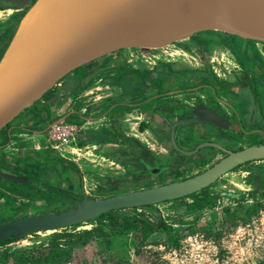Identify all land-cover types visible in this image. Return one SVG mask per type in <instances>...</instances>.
Instances as JSON below:
<instances>
[{
	"label": "water",
	"instance_id": "95a60500",
	"mask_svg": "<svg viewBox=\"0 0 264 264\" xmlns=\"http://www.w3.org/2000/svg\"><path fill=\"white\" fill-rule=\"evenodd\" d=\"M5 7L26 10L0 56V133L35 105L64 78L125 50H162L209 33L264 45V0H0ZM192 118L172 125H209L226 129L221 112L204 108ZM66 116L49 127L65 122ZM224 154L203 172L183 180L130 190L105 198L67 200L73 206L60 212L23 215L0 224V242L41 232L86 224L113 211L175 201L209 188L233 169L264 160V144L231 151L206 142ZM174 148L182 153L175 145ZM159 176L173 167H150ZM0 177L16 184L28 180L11 174Z\"/></svg>",
	"mask_w": 264,
	"mask_h": 264
},
{
	"label": "rangeland",
	"instance_id": "374dc122",
	"mask_svg": "<svg viewBox=\"0 0 264 264\" xmlns=\"http://www.w3.org/2000/svg\"><path fill=\"white\" fill-rule=\"evenodd\" d=\"M12 11L17 14V19L24 12L22 10ZM10 29L4 32L6 36L0 44V56L11 36L10 34H12ZM220 40L228 42V40L232 39L214 33H209V36L197 34L188 40L162 50H143L149 55L148 58H136L131 65L134 66L136 72L144 74H149L158 68L165 70L168 63L153 58L154 54L165 51L192 53L199 59V64L201 65L203 61L205 62V50L208 45L215 44L227 49L220 44ZM235 42L246 43L234 39ZM227 55L230 57L229 69H224L222 73L226 75L227 79L232 78L234 85L237 87V85L243 83L241 67L238 62H234L229 53ZM243 59L240 57L245 66L249 67L250 64ZM169 64L172 65V68L189 70L182 61H170ZM210 68L211 64H206L203 71ZM248 81H252L250 76ZM250 84L256 86L258 90L257 100L262 104L264 111V88L259 86L256 81H252ZM231 91L233 92L234 90ZM184 94H186L184 102L187 101L188 103L181 101V106H188V104L193 106V102L200 100L201 95H203L202 97L208 96L206 92L198 88H194ZM223 94L222 98L226 103H229V106L234 111H239L238 104L229 98L231 97L230 94L227 95L225 92ZM193 99L194 101H192ZM224 111L229 113V117L234 123L229 131V136H232V142H217L215 136H212L215 130L209 126H201L203 127L201 129L203 130L202 132L200 129L194 132L195 127H192L181 131L179 136L181 149L186 151L195 149L199 145H196L198 137H211L210 139H213V142L229 150L241 149L264 142V138L256 133L243 134L241 132L242 127L236 122L237 119L232 114L233 111L231 112V110L226 108H224ZM187 117H189V114L181 116V118ZM73 124L77 125L74 121L67 120V122L59 124L57 127L72 126ZM243 127L247 130L245 126ZM53 128L48 127L45 132L48 139L50 130ZM75 140L77 143L79 142L76 136ZM166 146L168 153L160 154L156 157L147 152V150H142L145 157L144 162L154 166L173 167L174 171L160 175L153 180H146L147 178L140 174L138 165V171L133 173L132 170L134 169L127 168L130 164L124 163L121 166L124 171L118 172L119 174L115 171L111 174H106L103 179H97L96 182L101 185L100 191L103 190V192L98 195L92 194L90 197H93V199L95 197L105 198L118 194L115 185H117V180L124 176L127 179L132 178L136 181L134 184L127 186L128 190L183 180L203 172L223 157L220 152L215 150H205L204 152L200 151V154L197 152L193 153L196 154L195 156L199 154L203 159L195 156L192 159H179L178 152L170 146V143ZM19 160L30 163L36 161L28 156ZM67 163L61 164L63 167H68L69 162ZM69 169L71 168L69 167ZM256 170L259 171L256 172ZM2 173L22 177L29 180L31 182L30 185H42L37 188H22L11 183H1L0 224L13 220L21 214L64 211L73 206V202L67 200V197L78 199L74 198L60 184L59 186L56 183L48 185L36 178V176L32 177L31 173L27 171L12 173L2 171ZM135 174L137 176H134ZM60 175L62 174L60 173ZM259 175L264 176V161L252 162L225 174L208 188V195H211L210 199L205 206L199 209L191 211L186 209L185 206L193 202L192 198L161 203L152 208L134 209L133 213L149 220H152V214H158L163 222L172 229V232L170 234L154 233L143 239L140 236V231L135 226L127 228L125 225L119 224L115 229L105 227L103 231L106 234L105 236L91 238L86 244L73 247L71 249V257L64 264H264V187H256V185H264V181L262 180L263 184L259 180L255 181L256 185L255 183L252 184L253 180ZM57 178L60 177L57 176ZM75 196L77 197V195ZM201 197L203 198V195ZM96 227H98L97 223L91 221L76 228H66L65 230L66 232L80 233ZM59 232L62 231H48L28 235L0 247V264H16L11 253L16 256L21 254L24 257L31 258V261L25 264H47L41 257H45L48 252L47 245L50 237ZM59 242L63 243L65 240H59Z\"/></svg>",
	"mask_w": 264,
	"mask_h": 264
},
{
	"label": "crops",
	"instance_id": "0c3cea01",
	"mask_svg": "<svg viewBox=\"0 0 264 264\" xmlns=\"http://www.w3.org/2000/svg\"><path fill=\"white\" fill-rule=\"evenodd\" d=\"M15 15L12 10H0V31L16 24ZM205 51V62L201 65L192 53L158 52L153 58L167 62L166 69L158 68L149 74L136 72L131 65L136 58H148L143 50H125L118 56L107 57L103 63L95 62L73 72L0 133V171H27L48 185L60 184L74 198L75 195L80 197L82 192L87 197L100 194L103 190L100 191L101 185L96 180L115 171H124L121 167L124 163L130 164L127 168L134 169L133 173L138 171L137 165L145 161L142 150L155 157L168 153L166 145L172 144L169 124L179 119L176 115L179 113L172 110L174 100L184 102V93L194 88L208 94L205 99L201 95V103L208 100L216 104L223 100L221 84L234 85V80L222 73L229 69L230 57L225 48L215 44L208 45ZM170 61H182L189 70L172 68ZM206 64H211V68L203 71ZM192 70L197 71L195 80L181 87L183 94L177 96L180 79L172 73L181 72L180 76L186 81L192 75L186 73ZM217 107L229 115L220 105ZM227 109L234 112L230 106ZM63 116H66L65 122L77 123V133L93 136L96 140L101 139L98 136L109 140L91 142L84 139L77 143L73 136L68 145L55 143L45 132L55 119ZM200 127L195 126L193 131L200 129L202 132L203 127ZM183 130L175 131L174 142L178 146ZM206 138L198 137L196 145H202ZM27 156L36 161L19 160ZM67 162L68 167H63L61 163ZM119 179L115 185L118 194L130 191L127 186L136 182L126 176ZM3 182L22 188L42 185L22 186L9 180L1 181L0 185Z\"/></svg>",
	"mask_w": 264,
	"mask_h": 264
},
{
	"label": "flooded vegetation",
	"instance_id": "af4514ba",
	"mask_svg": "<svg viewBox=\"0 0 264 264\" xmlns=\"http://www.w3.org/2000/svg\"><path fill=\"white\" fill-rule=\"evenodd\" d=\"M0 10H15V11H18V10H22V9H18V8H15V7H5L4 6V8H2ZM22 11H24L23 12V14H24L26 10H22ZM15 16H17V14ZM21 17H19V19ZM19 19L17 20V22L19 21ZM17 22H16V24H17ZM16 24L14 26L10 27L11 28L10 29L11 33H13V30H14ZM6 31L7 30L0 31V44H1L2 40L4 39V37L6 36V33H4ZM10 35H12V34H10ZM232 40H234V38H232ZM228 44H222V46H225L227 48L226 50L230 54V56L232 57L234 62H236V63L238 62V64L240 65L241 73H242L241 75H242V79H243L242 82L243 83L242 84L240 83V85H237V87H236V85H232L231 86V85H227V84H224V85L221 84V88L223 89V92H225L226 94H230V96L232 97L231 100H233L239 106V111H234L232 114L233 115L235 114V117L237 119L236 122L240 125V127H242L241 128V132L243 134H245V135L256 133V134L260 135L262 138H264V111H263V106L257 100L258 99V90H257L256 86L255 85L253 86V85L250 84L252 81H256L259 86H262L264 88V45L260 44V43H255V42H247V43H236L235 42L234 43V41L229 42ZM240 57L244 58L243 60L245 62H247L248 64H250V66L249 67L245 66L244 62H242V60H240ZM188 73L192 74L191 76H194V74L197 73V71L192 70V71H188ZM207 75H209V74H207ZM176 76H178V75H176ZM249 76L252 79L251 82L248 81L249 80ZM240 78H239V80H241ZM190 79H188V80H190ZM142 80L145 83L147 82L146 79L145 80L142 79ZM177 81H178V77H177ZM189 83H190V81L187 82V84H189ZM185 84L180 83L178 85L179 90ZM231 90H234V91L232 92ZM180 94H183L182 93V89L180 90L179 93H176L177 96L180 95ZM203 99H205V97H203ZM193 101H194V99H193ZM173 103L174 104H173V109L172 110H176L179 113V114L176 113V115L179 116V119H177L173 123L169 124V130L170 131H172V125L173 124L178 123L180 120H187L189 118H192L191 111L197 112L198 114H202L200 105H203V118H205V116H206L205 112H204V108L205 109L209 108V109H212L214 112H216V110H218V109L220 110V108L217 107L218 105H220L223 108V110H224V108L227 109V107H229L227 105L229 103H226V101L224 99L216 101V104L208 102V100L203 101V103H201L200 100H195L193 102L194 103L193 106H191V104L188 105V106L187 105L181 106V104H180L181 101H177V100H174ZM183 114H189V117L181 118V116ZM220 115L222 116L223 119H225L227 122H229V124L226 127V129L216 128V127L209 126V125H206V124L203 125V127L204 126L205 127L209 126V127H211L212 129L215 130L214 131L215 133L212 136H215L217 142L230 143V142H232V139H231L232 136H229V131L232 129L234 123L231 120V118L229 117V115L226 116V114H224V112H221ZM195 126L199 127L201 125H196V124L177 125L176 127H174V130H173L174 131L173 140H174V137H175V131L177 129L182 128V130H183V129L192 128V127H195ZM243 126H245L247 128V130ZM250 129H253V130H250ZM210 138L204 139L205 141L203 140V144L206 143V141L213 142L212 141L213 139H210ZM213 143H216V142H213ZM216 144H218V143H216ZM260 144H264V142H262ZM260 144H257V145H260ZM174 145L179 150L187 152V153H182V152L178 151L177 149L174 148ZM171 146L178 152L179 159H183V158L184 159L185 158L186 159H192L196 155V154H193L194 149L191 150V151H186L184 149H181V147H180L181 145L178 146L176 144V142H174V144H171ZM250 146H252V145H250ZM225 149H227V148H225ZM205 150H208V151H214L215 150V151H217L216 149H214L212 147H203V148L199 149L197 151V153H199L200 151L204 152ZM227 150H229V149H227ZM236 150H240V149H236ZM236 150H231V151H236ZM199 154L197 156H195V157H200ZM221 154L224 157V154L223 153H221ZM201 158L203 159V157H200V159ZM257 162H261V161H257ZM250 163H252V162H250ZM144 164H147V163L143 161L141 167L139 166V169H140V174H142L144 178H147L146 180H153L156 177H158V176H156V177L150 176L149 171L145 168ZM248 164L249 163H247L245 165H248ZM147 165L150 166V167H160V166L151 165L149 163ZM245 165H242V166H245ZM239 167H241V166H239ZM235 169H233V170H235ZM174 170L175 169L173 168L171 171L163 173V174H168V173H170V172H172ZM0 173H2V172H0ZM163 174H161V175H163ZM134 176H137V175L135 174ZM0 180L3 181L5 179L0 177ZM151 186H153V185H151ZM151 186H149V187H151ZM202 192H203V190L198 192V193H196V194H193L194 195V197H192L193 202L191 204H188L187 206H185L188 211L192 210V205L200 204V199L202 198L201 197L202 196ZM199 197H201V198H199ZM76 198H78V197H76ZM88 198H90V197H88ZM185 198H191V197L188 196V197H184V198H181V199H185ZM80 199H81V196L77 200H80ZM178 200H180V199H178ZM175 201H177V200H175ZM164 203H167V202H164ZM154 206H156V205H154ZM142 208H145V207H142ZM136 209H138V208H136Z\"/></svg>",
	"mask_w": 264,
	"mask_h": 264
},
{
	"label": "trees",
	"instance_id": "16d2710c",
	"mask_svg": "<svg viewBox=\"0 0 264 264\" xmlns=\"http://www.w3.org/2000/svg\"><path fill=\"white\" fill-rule=\"evenodd\" d=\"M4 8L2 4H0V9ZM214 38V37H212ZM216 39V38H214ZM232 39V38H230ZM234 40H228V42H232ZM220 44H228L226 41H219ZM229 45V44H228ZM174 75H178L180 83H187L188 81L191 82L195 80L194 76H189L186 81L185 77L180 76L181 73H172ZM186 75H189L187 72ZM191 78V79H190ZM190 79V80H188ZM98 136V135H96ZM101 139H93V136H85L82 133H77L76 139L77 140H84L87 139V141L96 142L101 141L105 142L109 139L107 137L98 136ZM91 138V139H90ZM259 170H256L258 172ZM259 180L262 184V180L264 181V176L259 175L257 178L253 180V183L255 181ZM31 182L28 180V183L26 185H29ZM256 185V183H255ZM41 187V186H40ZM258 188L264 187V185L258 186ZM203 198L200 199V204L192 205V210L199 209L202 206H205L207 201L210 199V194L208 195V188L203 190L202 192ZM70 196V195H69ZM189 197H194V195H191ZM79 198V197H78ZM153 206H148L145 208H152ZM134 209L129 210H121V211H113L109 212L107 214H104L100 216L98 219L92 221L96 222L98 227L93 228L91 230H86L80 233H73V232H66L65 229H62V232L56 233L53 236L50 237L47 245L48 252L46 256L41 259L45 261L47 264H64L67 262V260L71 257V249L73 247H76L77 245H84L88 240L94 237H102L106 234L103 232L105 227H109L110 229H115L116 226L125 225L127 228H131L132 226H135L140 231V236H142L143 239H146L147 236H150L154 233H171L172 229L163 222L162 218L158 214H152V220L143 218L141 216H138L137 214L133 213ZM80 226V225H78ZM78 226L71 227L76 228ZM19 239H16L14 237L9 238L5 241L0 242V247L5 246L13 241H17ZM59 240H65V242L60 243ZM12 257L14 258V261L16 264H25L29 261H31V258L24 257L21 254H18L19 256H16L15 254L11 253Z\"/></svg>",
	"mask_w": 264,
	"mask_h": 264
},
{
	"label": "built area",
	"instance_id": "2783aa9c",
	"mask_svg": "<svg viewBox=\"0 0 264 264\" xmlns=\"http://www.w3.org/2000/svg\"><path fill=\"white\" fill-rule=\"evenodd\" d=\"M77 126L73 124L72 126H58L50 130L49 138L54 142H60L63 145L68 144V140L73 136L75 138L77 134ZM60 128V129H57Z\"/></svg>",
	"mask_w": 264,
	"mask_h": 264
},
{
	"label": "bare ground",
	"instance_id": "6f19581e",
	"mask_svg": "<svg viewBox=\"0 0 264 264\" xmlns=\"http://www.w3.org/2000/svg\"><path fill=\"white\" fill-rule=\"evenodd\" d=\"M57 127V126H56ZM54 128H55V126H54Z\"/></svg>",
	"mask_w": 264,
	"mask_h": 264
}]
</instances>
